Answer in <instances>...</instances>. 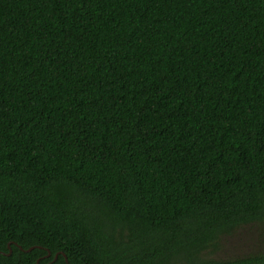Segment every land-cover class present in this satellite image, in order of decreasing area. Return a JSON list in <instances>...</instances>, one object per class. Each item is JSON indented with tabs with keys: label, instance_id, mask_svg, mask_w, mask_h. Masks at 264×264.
I'll list each match as a JSON object with an SVG mask.
<instances>
[{
	"label": "trees",
	"instance_id": "1",
	"mask_svg": "<svg viewBox=\"0 0 264 264\" xmlns=\"http://www.w3.org/2000/svg\"><path fill=\"white\" fill-rule=\"evenodd\" d=\"M258 222L264 0H0V264H264L210 256Z\"/></svg>",
	"mask_w": 264,
	"mask_h": 264
},
{
	"label": "rangeland",
	"instance_id": "2",
	"mask_svg": "<svg viewBox=\"0 0 264 264\" xmlns=\"http://www.w3.org/2000/svg\"><path fill=\"white\" fill-rule=\"evenodd\" d=\"M264 251V222L244 225L229 235H224L216 250L210 253L214 258L227 259Z\"/></svg>",
	"mask_w": 264,
	"mask_h": 264
},
{
	"label": "water",
	"instance_id": "3",
	"mask_svg": "<svg viewBox=\"0 0 264 264\" xmlns=\"http://www.w3.org/2000/svg\"><path fill=\"white\" fill-rule=\"evenodd\" d=\"M18 248H20V246H18ZM31 248H32V246L26 248V250H30ZM8 253H9V252H8ZM46 255H49V251H47ZM56 255H57V253H55V254L53 255V259L56 258ZM63 256H64V255H63ZM64 259H65V257H64Z\"/></svg>",
	"mask_w": 264,
	"mask_h": 264
}]
</instances>
